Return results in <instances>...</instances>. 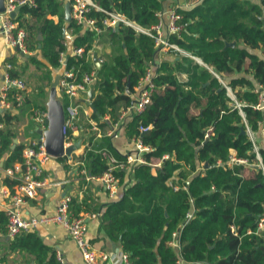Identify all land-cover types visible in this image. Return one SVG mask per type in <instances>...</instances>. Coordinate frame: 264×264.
<instances>
[{"label":"trees","instance_id":"trees-1","mask_svg":"<svg viewBox=\"0 0 264 264\" xmlns=\"http://www.w3.org/2000/svg\"><path fill=\"white\" fill-rule=\"evenodd\" d=\"M93 1L143 29H152L166 0ZM179 12L186 25L180 36L170 35V41L222 77L237 100L247 103L245 117L232 107L226 87L209 69L180 54L176 55L178 60L157 65L154 38L125 25L117 28L110 34L116 54L108 56L98 71L93 92L98 113L92 118L106 131L108 122L102 118L109 116L117 122L121 111L134 100L128 92L133 95L148 68H156L152 102L147 110L132 116L127 132L129 138L141 139L152 150L145 155L149 164L114 172L123 193L103 211L102 230L120 243L132 264H264V230L259 229L264 216V175L261 169L245 165L225 166L231 150L240 159H255L247 127L258 134L264 124V112L254 108L257 85L264 87V0H203L193 9ZM90 16L102 27L105 13L93 9ZM16 20L27 31L26 61L46 73L43 80L47 88L60 69H73L79 76L94 70L89 53L101 43L102 35L73 19L67 21L65 0H35V5L21 7ZM67 34L73 37L71 42ZM226 42L236 45L227 47ZM78 48L84 49L83 55L72 56V50ZM62 54L67 56L65 65ZM9 62L11 78L21 77L17 59ZM181 73L187 74L186 82L180 81ZM25 92L9 89L11 108H20L17 100ZM45 94L46 88L41 87L39 97ZM36 100L33 109L38 107ZM17 120L8 109L0 114V162L4 169L23 161L26 146L11 148L16 137L11 127ZM141 126L150 130L143 133ZM68 136L73 139L70 132ZM95 139L94 134L89 145ZM111 140L104 136L98 147L126 163L127 157L118 153ZM260 154L264 161L263 147ZM166 155L168 159H164ZM154 160H162L156 173L150 166ZM82 161V168L95 178L103 176L110 166L108 159L87 148ZM3 184L14 193L19 181L5 178ZM82 210V204L74 199V214ZM7 224L8 217L2 211L0 233H7ZM179 231L178 250L171 243ZM10 251L31 256L29 264H61L56 250L45 244L38 231L18 234ZM5 259L0 251V264Z\"/></svg>","mask_w":264,"mask_h":264},{"label":"built area","instance_id":"built-area-1","mask_svg":"<svg viewBox=\"0 0 264 264\" xmlns=\"http://www.w3.org/2000/svg\"><path fill=\"white\" fill-rule=\"evenodd\" d=\"M71 3V16L72 19L76 22L77 25L82 26L86 30L95 31L98 35H102L106 31L114 32L117 29V24L125 25L135 29L137 32L144 33L155 39L157 51L159 53L169 52L174 55H182L192 58L193 60L203 64L204 62L182 50L177 44L170 41L169 37L172 34H177L180 36L182 30L184 29L186 23H182L183 16L179 12V8L171 9L168 12V33H164L163 25V12H159L158 23L152 29H143L137 25L134 21L129 20L123 14L117 11H107L97 5L93 0H68ZM6 10L0 14V20L2 23V34L5 38L7 45L19 49L18 51L22 54L27 53L26 48V38L27 31L23 28H20L19 22L16 20V17L13 18L11 13L14 12L18 7H23L25 5H35V0H6ZM97 10L105 13L106 18L102 21V27L97 25V20L90 16L92 10ZM17 16V15H16ZM96 47V46H95ZM89 53L90 57H93V51ZM84 53L83 48H78L72 50V56H82ZM66 55L62 54L61 61L63 64H66ZM98 63L103 64L105 62L104 58H97ZM210 68V67H208ZM7 69L10 71L12 69L11 64H7ZM97 67L90 73H84L79 76V74L71 70H63L60 76L59 81V91L61 92L63 99L61 98L64 108H65V126L64 131L67 136L66 146L73 144L76 135L79 131L83 130L82 119L84 118L87 123L90 124V128L87 130V137L90 139L94 134L97 137L106 136L112 137L115 133V130L121 125V122L125 120L126 117L140 114L147 110L149 105L152 102V95L155 90L154 79L156 74L152 68H148L145 76L140 80V83L135 87V93L131 95L133 97L132 104L126 109L121 111L120 118L117 122L114 123V126L107 130L105 134L101 130L97 121H94L91 116L94 114L93 110L89 106L90 98L89 92L93 90L97 81ZM214 75L223 83L228 91V95L231 98V105L237 109L240 114L245 117L244 107L247 105L246 102H240L237 100L233 90L227 86L221 77L213 69H210ZM80 78V79H79ZM17 88L19 90H26L27 84L24 80L17 78L13 79L10 76V73H7L5 79V85L0 89V110L6 109L12 106L9 100V89ZM258 92V101L255 104L254 108L264 112V87L261 86L256 90ZM94 98V93H93ZM25 97L20 95L18 97L19 105H23ZM36 121L39 124L46 125L47 112L36 113ZM3 127L0 124V129ZM140 130L145 133L150 130V127H140ZM262 131H264V124L262 125ZM68 132L71 133L73 139L71 140L68 136ZM247 134L250 137L251 142L253 143L255 153V159L249 161L248 159H240L236 156L235 151L231 150V155L226 167L233 168L236 165H245L248 169L251 167L256 169H261L264 175V161L260 154V148L257 143L256 134H254L247 127ZM209 135L206 134V138ZM44 138L38 142H33L32 144L26 146L23 151V161L16 164L14 167L9 168L4 171L5 175L13 180L19 181V184L13 187L14 193L8 192L7 190L3 191L4 195L10 200L9 204L6 207V215L8 217L7 224V233L5 236L10 240H14L15 237L22 232H32L37 231L40 227L50 226V225H60L64 227L69 233L73 242L77 245L80 250L84 261L87 264H97L99 256L97 255L95 249L92 246V243L88 236V224L85 220V217H80L74 215L72 211V202L73 197L71 195H65L60 200L57 210L54 213L44 215L42 217H26L23 213V207L30 199H36L39 195V190L49 184V175L45 171V163L51 158L47 154L46 149L43 145ZM134 144L133 155L127 157V161L122 162L117 159L108 149L93 148V144H87V151L93 150L97 154H101L104 158L109 160V169L101 177L96 178L100 180L110 195L116 197L120 188V179L114 175V172L118 169H126L130 171L135 166L149 164L145 159L146 153L151 152V148L143 144L141 139L132 138ZM234 151V152H232ZM85 154V153H84ZM69 158V157H68ZM72 159V158H70ZM151 167L154 165L150 164ZM249 171V170H248ZM18 173L20 175L18 176ZM95 178V177H93ZM123 188V187H122ZM192 215L189 216V219ZM259 229L264 230V216L261 217L259 222ZM182 228L180 229V231ZM180 231L173 234V241L171 245L177 248H181L180 245ZM1 236V235H0ZM103 260H110L112 263L116 264H132L128 255L125 253H120L117 256L109 257L106 254L100 255ZM57 260L64 264V256L61 251H56Z\"/></svg>","mask_w":264,"mask_h":264},{"label":"crops","instance_id":"crops-1","mask_svg":"<svg viewBox=\"0 0 264 264\" xmlns=\"http://www.w3.org/2000/svg\"><path fill=\"white\" fill-rule=\"evenodd\" d=\"M67 2L68 0H65V4ZM202 2L203 0H166L163 4V10L161 11L164 13L163 25L165 35H167L168 33L167 29L169 19L167 15L171 9L179 8V10H190ZM110 34H112L111 31H106L105 33H103L101 36V43H98L93 51L92 61L95 67L98 68L97 75L103 64H101V66H98V61H95V58H104L105 61H107L108 56L113 57L116 54V52L113 56L109 54L110 51L114 52L113 48L115 47V45L110 40ZM67 36L68 41L71 42L73 37L69 34H67ZM26 57L27 53L22 54L17 49L7 45L2 34V23L0 20V89L4 87L7 73H9L7 64H10V59H17V63L20 66L18 70L23 71V75L19 78L27 83V89L24 94L25 102L20 106V108H11L10 106L5 110H10L15 116L18 117V120L15 121L11 127V129H13L16 134V137L13 139V143L14 140L17 139V145L28 146L33 142L40 141L43 137L40 131L42 132L47 128L46 125L39 124L36 121V113L39 114L41 112H47V103L49 101L51 87L47 88V83L43 80V77L46 75V73H44L43 70L38 69L36 66L28 64L26 61ZM173 59L178 60V58L174 54H169V52H158L156 57V64L160 65L165 60ZM197 63L212 72L210 70L211 68H208L209 66L207 64L205 66L199 62ZM152 69L154 73L157 74L156 68L153 67ZM63 70L64 69H60V71L55 72L54 77L56 74L61 75ZM179 79L181 82H186L188 76L185 73H181L179 74ZM41 87L46 88V94L39 97V91L41 90ZM260 87L261 85L258 84L257 88ZM60 93L61 92H59L58 89V94L60 95ZM61 98L63 99V96H61ZM27 100L30 101V104H27ZM35 100L38 104V107L36 109H33L34 107H32V104ZM1 113L2 112H0V114ZM92 117L93 114L91 118ZM119 118L117 119V121L119 120ZM102 119L108 122V128H112V126H114L115 122L113 123L109 116H106ZM131 120V116L126 117L123 123L121 122V125L115 130V133L113 134L111 140L114 148L118 151V153L126 157L133 155V152L135 150L133 140L129 138L127 133ZM82 123L83 130L77 133V138L75 139V142L79 140L81 141L80 149L76 151V153H74L72 159L68 157H63L64 159L51 157L46 161L45 171L49 175L48 177L50 183H47L45 187L39 190V195L36 199H30L27 201V203L23 207V213L26 217H42L44 215L54 213L57 210L58 204L63 196L71 195L73 197V200L77 199L82 204L83 210L76 216H83L87 221L89 239L97 255L99 256L97 264H114L110 260H103L100 255L106 254L109 257H113L122 253L123 250L119 242L110 239L106 235L104 230H102V216L103 211H105L109 203L121 199L123 188H120L116 197H112L100 180L93 178V176L86 168H82V157L86 151V146L89 143V138L86 134V128H90V124L87 123L84 118L82 119ZM101 130L103 131V129ZM103 138L104 136H101L97 137L94 140V150L102 148L98 147V145ZM256 139L259 148H264V131H262V129L260 130V132H258V134H256ZM168 158L169 156L166 155L164 159ZM152 165H154L152 167V170L154 173H156V170L161 168L162 160H154V163ZM7 169H4V165L3 168L0 167V212L5 211V213L6 207L9 204L10 200L7 198V196L4 195L3 191L7 190L8 192H11V188L3 184V180L5 178H9L4 173V171ZM247 173L250 174V171L247 170ZM19 175L20 173H18V176ZM133 181L134 180H132V183H134ZM170 184L172 185V183ZM86 207L92 209V211L85 210ZM37 231L45 244L56 251L59 250L62 252L64 256V264H87L84 261L77 245L73 242L69 233L64 227L60 225H50L40 227ZM0 235V251L2 253V256L6 258L2 264H24L25 261H27V264H29L31 256L27 255L26 253H11V241L5 236V234L0 233ZM30 264H34V262L31 261Z\"/></svg>","mask_w":264,"mask_h":264},{"label":"water","instance_id":"water-1","mask_svg":"<svg viewBox=\"0 0 264 264\" xmlns=\"http://www.w3.org/2000/svg\"><path fill=\"white\" fill-rule=\"evenodd\" d=\"M5 4H6V0H0V14L5 12L6 10ZM20 9L21 7H18L14 12L11 13V16L15 18ZM65 16L67 21H71L72 19L71 3L69 1L65 4ZM116 26L117 28H119L120 24L118 23ZM64 35H65V31H64ZM38 38L39 40H42L43 38L42 34L39 35ZM235 44H236L235 42L233 43L227 42L226 46H235ZM39 47H41V45ZM96 60L97 58H95V61ZM98 66H101V64L98 63ZM60 76H61L60 74H56L53 83L51 85L49 101L47 103V117H46L47 128L42 132L40 131V133H42L43 135L44 138L43 145L46 149L47 154L55 158H62V157L73 158L74 153H76V151H78L81 147V141L79 140L74 142L73 144L66 146L67 136L64 131L65 108L58 94ZM88 95L90 98L89 106L91 107L94 113H98V110L93 102V90H90ZM4 111L5 109L0 110V112H4ZM242 133H244V131ZM16 146H17V139L14 140V143L11 148L14 149ZM3 165L4 163L1 162L0 167L3 168Z\"/></svg>","mask_w":264,"mask_h":264},{"label":"rangeland","instance_id":"rangeland-1","mask_svg":"<svg viewBox=\"0 0 264 264\" xmlns=\"http://www.w3.org/2000/svg\"><path fill=\"white\" fill-rule=\"evenodd\" d=\"M113 50H114V52H113V51H110V53H109L111 56H113V55L115 54V52H116L115 47L113 48ZM109 54H108V55H109Z\"/></svg>","mask_w":264,"mask_h":264}]
</instances>
